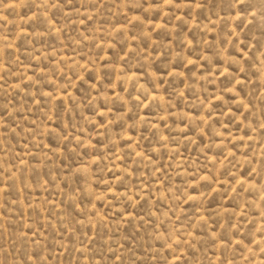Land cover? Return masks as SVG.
Segmentation results:
<instances>
[{
	"label": "rangeland",
	"instance_id": "1",
	"mask_svg": "<svg viewBox=\"0 0 264 264\" xmlns=\"http://www.w3.org/2000/svg\"><path fill=\"white\" fill-rule=\"evenodd\" d=\"M0 264H264V0H0Z\"/></svg>",
	"mask_w": 264,
	"mask_h": 264
}]
</instances>
